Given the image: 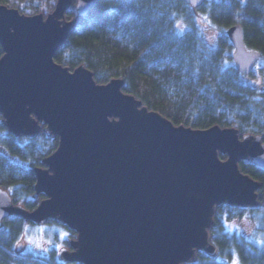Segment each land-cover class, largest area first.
<instances>
[{
	"label": "water",
	"instance_id": "obj_1",
	"mask_svg": "<svg viewBox=\"0 0 264 264\" xmlns=\"http://www.w3.org/2000/svg\"><path fill=\"white\" fill-rule=\"evenodd\" d=\"M74 1L56 0L46 16L0 4L3 125L14 136L44 126L58 138L34 169V197L44 199L28 211L0 189V227L10 216L38 225L56 219L76 234L57 253L68 264H188L198 251L214 257L215 208L258 205L260 185L238 163L264 167V136L174 126L122 92L121 79L100 85L83 65L70 71L55 63L97 0ZM182 1L195 9L204 0ZM72 6L76 17L67 20ZM226 36L235 69L249 75L259 53L246 49L240 25Z\"/></svg>",
	"mask_w": 264,
	"mask_h": 264
},
{
	"label": "trees",
	"instance_id": "obj_2",
	"mask_svg": "<svg viewBox=\"0 0 264 264\" xmlns=\"http://www.w3.org/2000/svg\"><path fill=\"white\" fill-rule=\"evenodd\" d=\"M55 2L0 0L29 16H46ZM75 17L72 6L66 19ZM233 25L242 27L246 49L260 55L246 76L232 60L226 30ZM53 59L70 71L83 65L100 85L121 79L122 92L174 126H219L236 129L240 138L264 136V0H204L195 9L182 0H97ZM57 146L58 138L44 126L33 136L10 134L0 114V189L14 206L32 211L44 199L34 197V169L44 167ZM238 168L259 183L258 205L217 206L209 230L216 255L198 251L188 264H264V167L245 160ZM244 218L253 224L250 237L226 226ZM35 227L46 228L47 255L17 250L26 230ZM75 237L56 219L38 225L10 216L0 227V264H68L57 253Z\"/></svg>",
	"mask_w": 264,
	"mask_h": 264
},
{
	"label": "rangeland",
	"instance_id": "obj_3",
	"mask_svg": "<svg viewBox=\"0 0 264 264\" xmlns=\"http://www.w3.org/2000/svg\"><path fill=\"white\" fill-rule=\"evenodd\" d=\"M226 226L228 229L236 230L246 237H250L253 231V224L245 218L234 221L231 224L229 223ZM45 230L46 228L44 227L28 228L20 242L22 244V251H29L41 256L47 255L51 244L44 238ZM37 245H39V247H37Z\"/></svg>",
	"mask_w": 264,
	"mask_h": 264
},
{
	"label": "snow or ice",
	"instance_id": "obj_4",
	"mask_svg": "<svg viewBox=\"0 0 264 264\" xmlns=\"http://www.w3.org/2000/svg\"><path fill=\"white\" fill-rule=\"evenodd\" d=\"M30 243H31V241H30ZM37 247H39V245H37ZM233 264H239V261L238 260H234Z\"/></svg>",
	"mask_w": 264,
	"mask_h": 264
}]
</instances>
